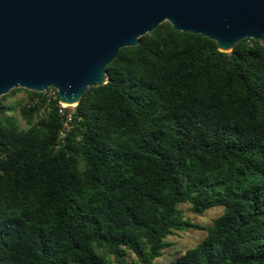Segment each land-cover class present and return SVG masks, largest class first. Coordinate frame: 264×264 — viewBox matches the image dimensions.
<instances>
[{"label": "trees", "instance_id": "obj_1", "mask_svg": "<svg viewBox=\"0 0 264 264\" xmlns=\"http://www.w3.org/2000/svg\"><path fill=\"white\" fill-rule=\"evenodd\" d=\"M105 68L61 139L55 89L0 96V264H155L191 228L172 264H264V41L225 52L164 21Z\"/></svg>", "mask_w": 264, "mask_h": 264}, {"label": "water", "instance_id": "obj_2", "mask_svg": "<svg viewBox=\"0 0 264 264\" xmlns=\"http://www.w3.org/2000/svg\"><path fill=\"white\" fill-rule=\"evenodd\" d=\"M168 21L231 51L264 41V0H0V96L13 88L44 92L76 106L106 82L121 47Z\"/></svg>", "mask_w": 264, "mask_h": 264}, {"label": "rangeland", "instance_id": "obj_3", "mask_svg": "<svg viewBox=\"0 0 264 264\" xmlns=\"http://www.w3.org/2000/svg\"><path fill=\"white\" fill-rule=\"evenodd\" d=\"M26 93L24 91H19L16 94L10 95L4 103L15 106L14 110L9 111L8 114L13 115L19 123L24 126V122L20 118L18 108L16 107L17 102L20 100H25ZM69 110H72L74 106L67 105ZM179 207L184 211V217L189 221L199 224L201 226H208L212 223V220L217 217L222 212L221 206H215L210 208L201 215L193 214L188 204H180ZM206 235V230L204 229H185L183 231H175L173 235L168 237V241L173 245L164 249L161 257L155 260V264H172L174 255L182 253L187 248L193 247ZM133 256L129 255L131 259Z\"/></svg>", "mask_w": 264, "mask_h": 264}, {"label": "built area", "instance_id": "obj_4", "mask_svg": "<svg viewBox=\"0 0 264 264\" xmlns=\"http://www.w3.org/2000/svg\"><path fill=\"white\" fill-rule=\"evenodd\" d=\"M46 91H47V89L44 92H46ZM47 94L49 96L50 95H53L54 94V91L52 89H50V91ZM59 104H60L59 112L65 117V122H64V125H63V129H61L60 132H59V138L61 139L64 136L65 131L68 129V123L67 122H68V120H70V113H71V111L73 109L72 110H69L67 108V105L66 104H63V103H59Z\"/></svg>", "mask_w": 264, "mask_h": 264}]
</instances>
